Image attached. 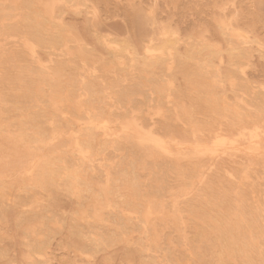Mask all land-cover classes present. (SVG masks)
<instances>
[{
    "label": "rangeland",
    "instance_id": "obj_1",
    "mask_svg": "<svg viewBox=\"0 0 264 264\" xmlns=\"http://www.w3.org/2000/svg\"><path fill=\"white\" fill-rule=\"evenodd\" d=\"M0 2V264H264V0Z\"/></svg>",
    "mask_w": 264,
    "mask_h": 264
},
{
    "label": "bare ground",
    "instance_id": "obj_2",
    "mask_svg": "<svg viewBox=\"0 0 264 264\" xmlns=\"http://www.w3.org/2000/svg\"><path fill=\"white\" fill-rule=\"evenodd\" d=\"M8 1H9V0H8ZM38 1H39V0H38ZM41 1H42V0H41ZM49 1H50V0H49ZM55 1H57V0H55ZM61 1H62V0H61ZM82 1H83V0H82ZM52 2H53V1H52ZM58 2H59V1H58ZM84 2H85V0H84ZM0 3H1V2H0ZM2 3H3V2H2ZM9 3H10V2H9ZM36 3H37V1H36ZM47 3H48V2L46 1V4H47ZM71 3H72V2H71ZM71 3H70V4H71ZM3 4H4V3H3ZM5 4H6V3H5ZM5 4H4V5H5ZM7 4H8V3H7ZM7 4H6V5H7ZM18 4H19V3H18ZM37 4H38V3H37ZM46 4H45V5H46ZM52 4H53V3H52ZM55 4H56V3H55ZM58 4H59V3H58ZM66 4H67V3H66ZM105 4H106V3H105ZM1 5H2V4H1ZM6 5H5V7H6ZM8 5H11V4H8ZM23 5H24V4H23ZM41 5H43V4H41ZM59 5H60V4H59ZM64 5H65V4H64ZM80 5H81V4H80ZM107 5H109V4H107ZM15 6H16V5H15ZM2 7H3V6H2ZM8 7H9V6H8ZM31 7H32V6H31ZM65 7H66V5H65ZM12 8H13V7H12ZM48 8H49V7H48ZM57 8H58V7H57ZM99 8H100V7H99ZM5 9H6V8H5ZM9 9H10V7H9ZM50 9H51V8H50ZM50 9H49V10H50ZM72 9H73V8H72ZM75 9H76V8H75ZM7 10H8V9H6V11H7ZM13 10H14V8H13ZM55 10H56V9H55ZM68 10H69V9H68ZM94 10H95V9H94ZM8 11H9V10H8ZM16 11H17V10H16ZM16 11H15V13H16ZM20 11H21V10H20ZM56 11H57V10H56ZM58 11H59V10H58ZM98 11H99V10H98ZM98 11H97V12H98ZM0 12H1V11H0ZM17 12H18V11H17ZM48 12H49V11H48ZM75 12H76V11H75ZM89 12H90V11H89ZM4 13H5V12H4ZM9 13H10V12H9ZM9 13H8V14H9ZM1 14H2V13H1ZM49 14H50V13H49ZM91 14H92V13H91ZM237 14H239V13H237ZM10 15H11V14H10ZM10 15H9V16H10ZM52 15H53V14H52ZM79 15H80V13H79ZM3 16H4V14H3ZM6 16H7V13H6ZM16 16H17V15H16ZM94 16H95V15H94ZM100 16H101V15H100ZM7 17H8V16H7ZM10 17H11V16H10ZM10 17H8V18H10ZM20 17H21V16H20ZM53 17H54V16H53ZM62 17H63V16H62ZM89 17H90V16H89ZM5 18H6V17H4V19H5ZM13 18H14V15H13ZM16 18H18V16H17ZM16 18H15V19H16ZM24 18H25V17H24ZM39 18H40V17H39ZM54 18H55V17H54ZM54 18H53V19H54ZM81 18H82V17H81ZM154 18H155V17H154ZM55 19H56V18H55ZM90 19H91V18H90ZM93 19H94V18H93ZM40 20H41V18H40ZM50 20H51V19H50ZM57 20H62V19H57ZM83 20H85V19H83ZM5 21H6V20H5ZM9 21H10V20H9ZM45 21H46V20H45ZM85 21H86V20H85ZM94 21H95V19H94ZM231 21H232V20H231ZM6 22H7V21H6ZM57 22H58V21H57ZM158 22H159V21H158ZM221 22H222V21H221ZM48 23H49V22H48ZM69 23H70V22H69ZM72 23H74V22L72 21ZM218 23H220V22H218ZM230 23H231V22H230ZM0 24H1V22H0ZM2 24H3V23H2ZM42 24H43V23H42ZM74 24H75V23H74ZM231 24H232V23H231ZM14 25H16V24H14ZM53 25H54V24H53ZM3 26H5V24H4ZM3 26H2L1 29H3ZM24 26H25V25H24ZM154 26H155V25H154ZM156 26H157V25H156ZM164 26H165V25H164ZM214 26H216V25H214ZM221 26H222V25H221ZM254 26H255V25H254ZM254 26L252 27L253 30H255V29H254V28H255ZM51 27H52V26H51ZM69 27H70V29H71L72 26H69ZM235 27H236V26H234V29H237V28H235ZM17 28H18V27H17ZM40 28H41V27H40ZM75 28H76V27H75ZM216 28H217V26H216ZM216 28H215V29H216ZM238 28H239V27H238ZM14 29H15V28H14ZM68 29H69V28H68ZM70 29H69V30H70ZM159 29H160V28H159ZM223 29H224V28H223ZM234 29H233V31H234V33H236V31H235ZM4 30H5V29H4ZM4 30H2V31H4ZM19 30H20V29H19ZM64 30H65V29H64ZM155 30H156V29H155ZM160 30H161V29H160ZM229 30H230V28H229ZM229 30L227 29L225 32H227V31H229ZM75 31H76V30H75ZM248 31H249V30H248ZM250 31H251V30H250ZM250 31H249V32H250ZM15 32H17V31H15ZM64 32H65V31H64ZM161 32H164V31H161ZM161 32H160V33H161ZM6 33H8V32H6ZM19 33H20V32H19ZM23 33H24V32H23ZM44 33H45V32H44ZM65 33H66V32H65ZM156 33H157V32H156ZM165 33H166V32H165ZM172 33H173V32H172ZM227 33H228V32H227ZM78 34H79V33H78ZM162 34H163V33H162ZM162 34H161V36H162ZM240 34H241V33H240ZM0 35H1V34H0ZM23 35H25V34H23ZM127 35H128V34H127ZM154 35H155V34H154ZM158 35H159V34H158ZM169 35H170V34H169ZM234 35H235V34H234ZM234 35H233V36H234ZM1 36H2V35H1ZM5 36H6V35H5ZM159 36H160V35H159ZM164 36H166V35H164ZM233 36H232V37H233ZM239 36H240V35H239ZM239 36H238V37H239ZM241 36H242V35H241ZM248 36H249V35H248ZM3 37H4V36H3ZM3 37H2V38H3ZM6 37H7V36H6ZM23 37H24V36H23ZM43 37H44V36H43ZM70 37H71V36H70ZM166 37H167V36H166ZM238 37H236V38L233 37L235 42H236V39H237ZM31 38H32V37H31ZM31 38H30V39H31ZM44 38H45V37H44ZM155 38H157V37H155ZM159 38H160V37H159ZM162 38L165 39L163 36H162ZM162 38H161V39H162ZM242 38H243V37H242ZM7 39H8V38H7ZM11 39H13V37H11ZM20 39H21V38H20ZM70 39H71V38H70ZM149 39H150V38H149ZM168 39H169V38H168ZM104 40H105V39H104ZM128 40H129V38H128ZM157 40H159V39H157ZM245 40H246V38H245ZM15 41H16V40H15ZM45 41H47V40L45 39ZM81 41H82V40H81ZM129 41H130V40H129ZM154 41H155V40H154ZM165 41H166V40H165ZM165 41H163V42H165ZM231 41H232V40H231ZM246 41L248 42V39H247ZM3 42H4V41H3ZM22 42H23V41H22ZM47 42H49V41H47ZM66 42H68V41H66ZM131 42H132V41H131ZM133 42H134V41H133ZM238 42H240V41L238 40ZM238 42H237V43H238ZM251 42H252V41H251ZM16 43H17V42H16ZM19 43H20V41H19ZM50 43H52V42H49L48 44H50ZM104 43H106V42H104ZM104 43H103V44H104ZM110 43H111V42H110ZM165 43H167V42H165ZM232 43H234V42H232ZM237 43H236V44H237ZM0 44H1V43H0ZM4 44H5V43H4ZM29 44H30V42H29ZM106 44H107V43H106ZM111 44H112V43H111ZM135 44H136V43H135ZM234 44H235V43H234ZM234 44H233V45H234ZM250 44H251V43H250ZM26 45H27V44H26ZM32 45H33V44H32ZM80 45H83V43H81ZM160 45H163V44H160ZM237 45H238V44H237ZM245 45H247V44H244L243 46L245 47ZM2 46H3V45H2ZM22 46H23V45H22ZM27 46H28V45H27ZM99 46H100V45H99ZM115 46H116V45H115ZM115 46H114V47H115ZM235 46H236V45H235ZM241 46H242V45H240V47H241ZM3 47H4V46H3ZM29 47H31V46H29ZM108 47H109V46H108ZM161 47H163V46H161ZM161 47H160V49H161ZM240 47L238 46V48H240ZM250 47H251V46H250ZM33 48H34V47H33ZM79 48H80V47H79ZM81 48H82V47H81ZM86 48H90V47L87 46ZM115 48H116V47H115ZM148 48H149V46H148ZM238 48L236 47V49H238ZM25 49H27V48H25ZM68 49H69V48H68ZM84 49H85V47H84ZM111 49H112V48H111ZM128 49H129V47H128ZM156 49H157V48H156ZM241 49H242V48H241ZM245 49H246V47H245ZM247 49H248V48H247ZM69 50H70V49H69ZM248 50L250 51L251 49H248ZM88 51H89V50H88ZM92 51L94 52V50H92ZM129 51H130V50H129ZM153 51H155V50H153ZM156 51H158V50H156ZM161 51H162V50H161ZM168 51H169V49H168ZM5 52H6V51H5ZM31 52H32V51H31ZM31 52H30V53H31ZM71 52H72V51H71ZM169 52H170V51H169ZM173 52H174V51H173ZM173 52H172V53H173ZM40 53H41V52H40ZM160 53H161V52H160ZM242 53H243V52H242ZM242 53H241V55H242ZM0 54H1V53H0ZM3 54H4V53H3ZM25 54H26V53H25ZM27 54H28V53H27ZM27 54H26V55H27ZM129 54H132V53H129ZM32 55H33V52H32ZM32 55H31V56H32ZM134 55H135V54H134ZM134 55H133V56H134ZM136 55H137V54H136ZM150 55H152V54H150ZM237 55H239V54L237 53ZM244 55H245V54H244ZM34 56H35V55H34ZM133 56H132V57H133ZM148 56H149V55H148ZM153 56H154V55H153ZM153 56H152V57H153ZM32 57H33V56H32ZM132 57H131V58H132ZM146 57H147V56H146ZM158 57H159V56H158ZM169 57H170V56H169ZM241 57H243V56H241ZM156 58H157V57H156ZM160 58H162V57H160ZM147 59H148V58H147ZM149 59H150V57H149ZM149 59H148V60H149ZM153 59H154V58H153ZM31 60H32V58H31ZM31 60H30V61H31ZM35 60H36V58H35ZM131 60H132V59H131ZM164 60H167V59L164 58ZM32 61H33V60H32ZM150 61H151V60H150ZM158 61H159V60H158ZM40 62H41V61H40ZM147 62H148V61H147ZM133 63H134V62H133ZM137 63H138V62H137ZM0 64H1V63H0ZM20 64H21V63H20ZM20 64H19V65H20ZM103 64H104V63H103ZM134 64H135V63H134ZM1 65H2V64H1ZM10 65H11V64H10ZM34 65H35V64H34ZM81 65H82V64H81ZM148 65H149V64H148ZM11 66H12V65H11ZM30 66H31V65H30ZM40 66H41V65H40ZM42 67H43V66H42ZM108 67H109V66H108ZM168 67H169V66H168ZM44 68H45V66H44ZM5 69H6V68H5ZM12 69H13V68H12ZM0 70H2V69H0ZM36 70H37V69H36ZM68 70H69V69H68ZM38 71H39V70H38ZM93 72H94V71H93ZM9 73H10V72H9ZM52 75H53V74H52ZM7 77H8V76H7ZM53 77H54V76H53ZM67 77H68V76H67ZM8 79H9V78H8ZM8 79H6V80H8ZM46 79H47V78H46ZM120 79H122V78H120ZM1 80H2V79H1ZM6 80H5V81H6ZM68 80H69V79H68ZM3 81H4V80H3ZM5 81H4V82H5ZM38 81H39V80H38ZM20 82H21V81H20ZM77 82H78V81H77ZM0 83H1V82H0ZM7 83H8V82H7ZM7 83H6V84H7ZM43 83H44V82H43ZM55 83H56V82H55ZM74 83H75V82H74ZM9 84H10V83H9ZM37 84H38V83H37ZM78 84H79V83H78ZM124 84H125V83H124ZM7 85H8V84H7ZM18 85H19V84H18ZM40 85H41V84H40ZM81 86H82V85H81ZM13 87H14V86H13ZM26 87H27V86H26ZM143 87H144V86H143ZM166 87H167V86H166ZM10 88H11V87H10ZM44 88H45V87H44ZM12 89H13V88H12ZM41 89H42V88H41ZM106 89H107V88H106ZM39 90H40V89H39ZM163 90H164V89H163ZM0 91H1V90H0ZM31 91H32V89H31ZM76 91H77V90H76ZM25 92H26V90H25ZM62 92H63V91H62ZM26 93H27V92H26ZM29 93H30V92H29ZM43 93H44V92H43ZM73 93H74V91H73ZM109 93H110V92H109ZM109 93H108V94H109ZM68 94H69V93H68ZM105 94H106V93H105ZM30 95H31V94H30ZM43 95H44V94H43ZM69 95H70V94H69ZM83 95H84V94H83ZM116 95H117V94H116ZM130 95H132V94H130ZM0 96H1V95H0ZM16 96H17V94H16ZM9 97H10V96H9ZM22 97H23V96H22ZM71 97H72V96H70V98H71ZM53 98H54V97H53ZM87 98H88V97H87ZM104 98H105V96H104ZM2 99L4 100V98H2ZM56 99H57V98H56ZM106 99H107V98H106ZM168 99H169V98H168ZM29 100H30V99H29ZM38 100H39V99H38ZM59 100H60V99H59ZM110 101H111V100H110ZM130 101H131V100H130ZM1 102H2V101H1ZM40 102H41V101H40ZM87 103H88V102H87ZM157 103H159V102L157 101ZM7 104H8V103H7ZM105 104H106V103H105ZM140 104H141V103H140ZM8 105H9V104H8ZM23 105H24V104H23ZM40 105H41V104H40ZM97 105H98V104H97ZM117 105H118V104H117ZM12 106H13V105H12ZM32 106H33V105H32ZM91 106H92V105H91ZM157 106H158V105H157ZM13 107H14V106H13ZM22 107H23V106H22ZM118 107H119V106H118ZM131 107H132V106H131ZM147 107H148V106H147ZM139 108H140V107H139ZM177 108H178V107H177ZM3 109H4V108H3ZM12 109H13V108H12ZM14 109H15V108H14ZM25 109H26V108H25ZM35 109H36V108H35ZM81 109H82V108H81ZM83 109H84V108H83ZM83 109H82V110H83ZM109 109H110V108H109ZM0 110H1V108H0ZM33 110H34V109H33ZM33 110H32V111H33ZM64 110H65V109H64ZM84 110H85V109H84ZM5 111H6V110H5ZM129 111H130V110H129ZM188 111H189V110H188ZM3 112H4V111H3ZM25 112H27V111H25ZM35 112H37V110H36ZM99 112H100V111H99ZM109 112H110V111H108V113H109ZM19 113H20V112H19ZM45 113H46V112H45ZM50 113H52V112H50ZM81 113H82V112H81ZM10 114H11V113H10ZM22 114H24V113H22ZM82 114H83V113H82ZM84 114H85V113H84ZM176 114H177V113H176ZM5 115H6V114H5ZM24 115H25V114H24ZM40 115H41V113H40ZM92 115H93V114H92ZM111 115H112V114H111ZM32 116H33V115H32ZM51 116H52V115H51ZM67 116H68V115H67ZM83 116H84V115H83ZM85 116H86V115H85ZM178 116H179V115H178ZM188 116H189V115H188ZM25 117L27 118V116H25ZM64 117H65V116H64ZM90 117H91V116H90ZM132 117H133V116H132ZM87 118H88V117H87ZM141 118H142V117H141ZM152 118H153V117H152ZM16 119H17V118H16ZM44 119H45V118H44ZM76 119H77V118H76ZM136 119H137V118H136ZM190 119H191V118H190ZM88 120H89V119H88ZM124 120H125V119H124ZM0 121H2V120H0ZM18 121H20V120H18ZM46 121H47V120H46ZM89 121H92V120H89ZM181 121H182V120H181ZM9 122H10V121H9ZM102 122H103V121H102ZM116 122H117V121H116ZM120 122H121V121H120ZM141 122H142V121H141ZM141 122H140V123H141ZM83 123H84V122H83ZM105 123H106V122H105ZM150 123H151V122H150ZM19 124H20V122H19ZM33 124H34V123H33ZM92 124H93V123H92ZM95 125H96V124H95ZM146 125H147V124H146ZM148 125H150V124H148ZM13 126H16V124H14ZM21 126H22V125H21ZM82 126H84V125H82ZM104 126H105V124H104ZM0 127H1V126H0ZM79 127H80V126H79ZM88 127H89V126H88ZM90 127H91V125H90ZM100 127H102V126H100ZM121 127H122V126H121ZM182 127H183V126H182ZM195 127H196V126H195ZM9 128H10V127H9ZM55 128H56V127H55ZM82 128H83V127H82ZM95 128H96V127H95ZM104 128H105V127H104ZM107 128H108V127H107ZM144 128H145V127H144ZM185 128H186V127H185ZM124 129H125V128H124ZM84 130H85V129H84ZM84 130H83V131H84ZM108 130H109V129H108ZM116 130H117V129H116ZM120 130H121V129H120ZM125 130H126V129H125ZM134 130H135V129H134ZM158 130L161 131L160 129H158ZM256 130H257V129H256ZM51 131H52V129H51ZM54 131H55V130H54ZM68 131H69V130H68ZM96 131H97V130H96ZM109 131H110V130H109ZM111 131H112V130H111ZM151 131H152V130H151ZM255 132H256V131H255ZM109 133H111V132H109ZM159 133H160V132H159ZM161 133H162V132H161ZM161 133H160V134H161ZM249 133H250V132H249ZM68 134H69V132H68ZM126 134H128V133H126ZM137 134H138V133H137ZM152 134H153V131H152ZM164 134H165V133H162L163 136H164ZM76 135H77V134H76ZM166 135H167V134H166ZM254 135H255V134H254ZM254 135H253V136H254ZM73 136H74V135H73ZM79 136H80V135H79ZM79 136L77 135L76 137H79ZM82 136H85V135H82ZM101 136H102V135H101ZM117 136H119V135H117ZM202 136H203V135H202ZM250 136H251V135H250ZM41 137H42V136H41ZM66 137H67V136H66ZM74 137H75V136H74ZM86 137H87V136H86ZM105 137H106V136H105ZM143 137H144V136H143ZM145 137H146V136H145ZM182 137H183V136H182ZM257 137H258V136H257ZM46 138H47V137H46ZM103 138H104V137H103ZM111 138H112V137H111ZM116 138H117V137H116ZM164 138H165V137H164ZM193 138H194V137H193ZM193 138H192V139H193ZM61 139H62V138H61ZM61 139H60V140H61ZM79 139H80V138H79ZM83 139H84V138H83ZM83 139H82V140H83ZM126 139H127V138H126ZM147 139H148V138H147ZM222 139H223V140H222ZM222 139L220 140L221 142H222V141H226V140H224V137H223ZM254 139H255V138H253V140H254ZM72 140H73V139H72ZM101 140L103 141L104 139H102V137H101ZM150 140H151V139H150ZM215 140H218V138L215 139ZM215 140H214V142H213V146L210 145L211 147H214V143H216ZM152 141H153V140H152ZM193 141H194V140H193ZM230 141H231V140H230ZM230 141H229V142H230ZM258 141H259V140H258ZM38 142H39V141H38ZM54 142H55V141H54ZM74 142H75V140H74ZM136 142H137V141H136ZM142 142H143V141H142ZM229 142H228L229 146H230V145L232 146L233 144H235V143H233L234 141L232 142L233 144H230ZM249 142H250V141H249ZM253 142H254V141H253ZM32 143H33V142H32ZM48 143H50V141L47 142V144H48ZM76 143H77V141H76ZM98 143H99V142H98ZM146 143H147V142H146ZM150 143H151V142H150ZM153 143H154V144H157V145H158V148H160L164 153H167V154L169 153V155H170V152H171V151H170V148H169V143H167V141L160 140V141H158V142H157V141H154ZM173 143H174V142H173ZM219 143H220V142H219ZM223 143H224V142H223ZM74 144H75V143H74ZM147 144H148V143H147ZM154 144H153V145H154ZM171 144H172V143H171ZM177 144H178V143H177ZM194 144H196V143H194ZM252 144H253V143H252ZM257 144H258V143H257ZM39 145H40V144H39ZM93 145H94V144H93ZM98 145H99V144H98ZM130 145H131V144H130ZM153 145H152V146H153ZM189 145H190V144H189ZM218 145H219V144H218ZM220 145H221V144H220ZM75 146H76V144H75ZM110 146H111V145H110ZM113 146H114V145H113ZM143 146H144V145H143ZM177 146H178V145H177ZM194 146H195V145H194ZM52 147H53V146H52ZM78 147H79V146H78ZM145 147H146V146H145ZM179 147H180V146H179ZM181 147H182V145H181ZM191 147H192V146H191ZM195 147H198V146L196 145ZM215 147H216V146H215ZM219 147H220V146H219ZM226 147H227V146H226ZM226 147H225V148H226ZM27 148H28V147H27ZM37 148H38V147H37ZM76 148H77V147H76ZM76 148H74L73 150H76ZM139 148H140V147H139ZM155 148H156V147H155ZM200 148H201V147H200ZM217 148H218V147H216L215 149H217ZM222 148H223V147H222ZM232 148H233V147H232ZM14 149H15V147H14ZM31 149H33V148H31ZM38 149H39V148H38ZM153 149H154V148H153ZM192 149H193V148H192ZM198 149H199V148H198ZM198 149H197V150H198ZM201 149H202V148H201ZM206 149H208V148H206ZM220 149H221V148H220ZM226 149H227V148H226ZM226 149H225V150H226ZM20 150H21V149H20ZM22 150H23V149H22ZM22 150H21V151H22ZM27 150H28V149H27ZM40 150H43V149H40ZM54 150H55V148H54ZM78 150H79V149H78ZM115 150H116V149H115ZM130 150H131V149H130ZM130 150H129V151H130ZM156 150H157V149H156ZM197 150H196V151H197ZM202 150H203V149H202ZM213 150H214V149H213ZM213 150H211V151H213ZM17 151H18V150H17ZM37 151H39V150H37ZM71 151H72V149H71ZM71 151H70V152H71ZM76 151H77V150H76ZM79 151H81V149H80ZM86 151H87V150H86ZM121 151H122V150H121ZM129 151H128V152H129ZM138 151H139V150H138ZM150 151H151V150H150ZM250 151H251V150H250ZM0 152H1V151H0ZM5 152H6V151H5ZM42 152H43V151H42ZM77 152H78V151H77ZM83 152H84V151H83ZM87 152H89V151H87ZM90 152H91V151H90ZM94 152H95V151H94ZM118 152H119V151H118ZM248 152H249V150H248ZM31 153H32V152H31ZM45 153H46V152H45ZM74 153H75V152H74ZM146 153H147V152H146ZM200 153H201V152H200ZM208 153H209V152H208ZM213 153H214V152H213ZM28 154H29V152H28ZM78 154H80V152H79ZM81 154L83 155L82 152H81ZM81 154H80V155H81ZM84 154H85V153H84ZM96 154H97V152H96ZM100 154H101V153H100ZM142 154H143V153H142ZM147 154H148V153H147ZM167 154H166V155H167ZM211 154H212V153H211ZM211 154H210V155H211ZM22 155H23V154H22ZM29 155H31V154H29ZM33 155H34V154H33ZM40 155H41V154H40ZM76 155H77V154H76ZM80 155H78V156H80ZM103 155H104V153H103ZM127 155H128V154H127ZM157 155H158V154H157ZM159 155H160V154H159ZM199 155H200V154H199ZM203 155H204V154H203ZM83 156H84V155H83ZM104 156H105V155H104ZM149 156H150V155H149ZM161 156H162V155H161ZM163 156H165V155H163ZM170 156H171V155H170ZM184 156H185V155H184ZM80 157H82V156H80ZM86 157H87V156H86ZM101 157H103V156H101ZM125 157H126V156H125ZM127 157H128V156H127ZM134 157H135V156H134ZM138 157H139V156H138ZM144 157H145V156H144ZM0 158H1V157H0ZM83 158H84V157H83ZM115 158H116V157H115ZM128 158H129V157H128ZM147 158H149V157H147ZM152 158H153V157H152ZM91 159H92V158H91ZM136 159H138V158H136ZM153 159H154V158H153ZM189 159H190V158H189ZM92 160H93V159H92ZM92 160H91V161H92ZM118 160H119V159H118ZM133 160H134V159H133ZM133 160H132V161H133ZM147 160H148V159H147ZM157 160H158V159H157ZM228 160H229V158H228ZM256 160H257V159H256ZM256 160H255V161H256ZM35 161H36V159H35ZM49 161H51V160H49ZM115 161H116V160H115ZM119 161H120V160H119ZM130 161H131V160H130ZM84 162H85V161H84ZM121 162H122V160H121ZM156 162H157V161H156ZM88 163H89V162H88ZM101 163H102V162H101ZM119 163H120V162H119ZM133 163H134V162H133ZM137 163H138V161H137ZM227 163H228V162H227ZM89 164H90V163H89ZM165 164H166V163H165ZM247 164H248V161H247ZM82 165H83V164H82ZM87 165H88V164H87ZM90 165H91V164H90ZM98 165H99V164H98ZM123 165H124V164H123ZM132 165H133V164H132ZM140 165H141V164H140ZM167 165H168V164H167ZM169 165H170V164H169ZM189 165H190V164H189ZM91 166H93V165H91ZM119 166H120V165H119ZM129 166H130V165H129ZM137 166H138V164H137ZM148 166H149V165H148ZM171 166H172V165H171ZM197 166H198V165H197ZM25 167H26V166H25ZM82 167H83V166H82ZM89 167H90V166H89ZM134 167H135V166H134ZM138 167H139V166H138ZM158 167H159V166H158ZM183 167H184V166H183ZM183 167H182V168H183ZM182 168H181V169H182ZM185 168H186V167H185ZM211 168H213V167H211ZM246 168H247V167H246ZM75 169H76V168H75ZM79 169H80V168H79ZM87 169H88V168H87ZM91 169L93 170L92 167H91ZM131 169H132V168H131ZM142 169H143V168H142ZM152 169H154V168H152ZM152 169H151V170H152ZM160 169H161V168H160ZM200 169H201V168H200ZM213 169H214V168H213ZM247 169H248V168H247ZM247 169H246V171H247ZM83 170H84V169H83ZM145 170H146V169H145ZM154 170H155V169H154ZM182 170H183V169H182ZM48 171H49V170H48ZM57 171H58V170H57ZM57 171H56V172H57ZM104 171H106V170H104ZM131 171H132V170H131ZM146 171H147V170H146ZM168 171H169V170H168ZM185 171H187V169H186ZM212 171H213V170H212ZM102 172H103V171H102ZM111 172H112V171H111ZM207 172H208V171H207ZM28 173H29V172H28ZM28 173H26V174H28ZM58 173H59V171H58ZM82 173H84V172L82 171ZM90 173H91V170H90ZM92 173H93V172H92ZM143 173H144V171H143ZM170 173H171V171H170ZM217 173H218V172H217ZM244 173H245V171H244ZM244 173H243V174H244ZM43 174H45V173H43ZM68 174H69V173H68ZM79 174H80V176H81V173H79ZM93 174H94V173H93ZM116 174H117V173H116ZM120 174H121V173H120ZM150 174H151V173H150ZM165 174H166V173H165ZM212 174H213V173H212ZM220 174H221V173H220ZM241 174H242V173H241ZM45 175H46V174H45ZM51 175H54V174H51ZM107 175H108V174H107ZM171 175H172V174H171ZM199 175H200V174H199ZM209 175H210V174H209ZM214 175H215V174H214ZM226 175H227V174H226ZM26 176H27V175H26ZM103 176H104V175H103ZM118 176H119V175H118ZM132 176H133V174H132ZM137 176H138V175H137ZM149 176H150V175H149ZM160 176H161V175H160ZM166 176H167V175H166ZM178 176H179V174H178ZM219 176H220V175H219ZM42 177H44V176H42ZM81 177H82V176H81ZM129 177H130V176H129ZM162 177H163V176H162ZM180 177H181V176H180ZM183 177H184V175H183ZM183 177H182V178H183ZM220 177H221V176H220ZM229 177H230V176H229ZM229 177H228V178H229ZM47 178H48V177H47ZM89 178H90V177H89ZM106 178H107V177H106ZM108 178H109V176H108ZM112 178H113V177H112ZM170 178H171V177H170ZM197 178H198V177H197ZM203 178H204V177H203ZM206 178H207V177H206ZM128 179L130 180V178H128ZM167 179H168V178H167ZM172 179H173V178H172ZM184 179H185V178H184ZM229 179H230V178H229ZM16 180H17V179H16ZM18 180H19V179H18ZM35 180H36V179H35ZM42 180H43V179H42ZM113 180H114V179H113ZM125 180H126V179H125ZM140 180H143V179H140ZM194 180H195V179H194ZM207 180H208V179H207ZM212 180H213V179H212ZM233 180H234V179H233ZM120 181H121V179H120ZM156 181H157V180H156ZM249 181H250V180H249ZM98 182H99V181H98ZM115 182H116V181H115ZM125 182H126V181H125ZM130 182H131V181H130ZM173 182H174V181H173ZM187 182H188V181H187ZM196 182H197V181H196ZM50 183H51V182H50ZM106 183H107V182H106ZM117 183H118V182H117ZM122 183H123V182H122ZM122 183H121V185H123ZM151 183H152V182H151ZM157 183H158V182H157ZM157 183H156V184H157ZM162 183H163V182H162ZM200 183H201V181H200ZM107 184H108V183H107ZM115 184H116V183H115ZM124 184H125V183H124ZM126 184H127V183H126ZM126 184H125V185H126ZM202 184H203V183H202ZM219 184H220V183H219ZM105 185H106V184H105ZM112 185H113V184H111V186H112ZM184 185H187V184H184ZM191 185H192V184H191ZM199 185H200V184H199ZM49 186H50V185H49ZM75 186H76V185H75ZM75 186H74V187H75ZM107 186H108V185H107ZM109 186H110V185H109ZM161 187H162V186H161ZM161 187H160V188H161ZM193 187H194V186H192V188H193ZM78 188H79V187H78ZM134 188H135V187H134ZM157 188H158V187H157ZM48 189H49V188H48ZM73 189H74V188H73ZM75 189H76V187H75ZM131 189H133V188H131ZM205 189H206V188H205ZM211 189H212V188H211ZM219 189H220V188H219ZM56 190H57V189H56ZM115 190H116V189H115ZM145 190H147V189H145ZM148 190H149V188H148ZM159 190H160V189H159ZM185 190H186V189H185ZM207 190H208V189H207ZM244 190H245V189H244ZM124 191H125V190H124ZM127 191H128V190H127ZM133 191H134V190H133ZM173 191H175V190H173ZM176 191H177V190H176ZM208 191H209V190H208ZM222 191H223V190H222ZM222 191H221V192H222ZM118 192H119V191H118ZM134 192H135V191H134ZM134 192H133V193H134ZM214 192H215V191H214ZM227 192H228V191H227ZM251 192H252V191H251ZM70 193H72V192H70ZM73 193H74V192H73ZM96 193H97V192H96ZM111 193H112V192H111ZM154 193H155V192H154ZM159 193H160V192H159ZM163 193H164V191H163ZM183 193H184V192H183ZM191 193H192V192H191ZM210 193H211V192H210ZM215 193H216V192H215ZM218 193H219V192H218ZM74 194H75V193H74ZM114 195H115V194H114ZM136 195H137V194H136ZM140 195H142V194H140ZM140 195H139V196H140ZM157 195H158V194H157ZM160 195H161V194H160ZM160 195H158V196H160ZM181 195H182V194H181ZM195 195H196V193H195ZM149 196H150V194H149ZM144 197H145V196H144ZM160 197H161V196H160ZM167 197H168V196H167ZM169 197H170V196H169ZM89 198H90V197H89ZM126 198H127V197H126ZM126 198H125V199H126ZM136 198H137V197H136ZM145 198H146V197H145ZM158 198H159V197H158ZM179 198H181V196H180ZM201 198H202V197H201ZM100 199H101V198H100ZM133 199H135V198H133ZM139 199H140V198H139ZM148 199H149V198H148ZM151 199H152V198H151ZM153 199H154V198H153ZM162 199H164V198H162ZM172 199H173V198H172ZM187 199H188V198H187ZM205 199H206V198H205ZM233 199H234V198H233ZM123 200H124V199H123ZM144 200H145V199H144ZM144 200H143V201H144ZM234 200H235V199H234ZM109 201H110V200H109ZM109 201H107V203H108ZM116 201H117V200H116ZM130 201H131V200H130ZM164 201H165V200H164ZM253 201H254V200H253ZM119 202H120V201H119ZM145 202H146V200H145ZM160 202H161V201H160ZM185 202H186V201H185ZM189 202H190V201H189ZM193 202H194V201H193ZM196 202H197V201H196ZM202 202H203V201H202ZM84 203H85V202H84ZM127 203H128V202H127ZM153 203H154V202H153ZM156 203H157V202H156ZM173 203H174V201H173ZM186 203H187V202H186ZM194 203H195V202H194ZM239 203H240V202H239ZM253 203H254V202H253ZM120 204H121V203H120ZM129 204H132V203H129ZM147 204H149V203H147ZM174 204H175V203H174ZM210 204H211V203H210ZM149 205H150V204H149ZM160 205H161V204H160ZM197 205H198V204H197ZM260 205H261V204H260ZM113 206H114V205H113ZM116 206H117V205H116ZM118 206H119V204H118ZM120 206H121V205H120ZM185 206H186V205H185ZM213 206H214V204H213ZM255 206H256V205H255ZM121 207H122V206H121ZM138 207H139V206H138ZM145 207L147 208L148 206H145ZM150 207H151V206H150ZM226 207H227V206H226ZM228 207H230V206H228ZM82 208H83V207H82ZM158 208H160V207H158ZM215 208H216V207H215ZM223 208H224V207H223ZM262 208H263V207H262ZM79 209H80V208H79ZM148 209H149V208H147V210L145 209V211H148ZM151 209H152V208H151ZM188 209H189V207H188ZM188 209H186V211H187ZM192 209H193V208H192ZM218 209H219V208H218ZM227 209H228V208H227ZM233 209H234V208H233ZM90 210H91V209H90ZM107 210H108V209H107ZM111 210H112V209H111ZM111 210H110V212H111ZM133 210H134V209H133ZM137 210H138V209H137ZM166 210H167V209H166ZM169 210H171V209H169ZM207 210H208V209H207ZM220 210H221V209H220ZM228 210H229V209H228ZM98 211H99V210H98ZM131 211H132V210H131ZM134 211H136V209H135ZM152 211H153V210H152ZM162 211H163V210H162ZM234 211H235V210H234ZM69 212H70V211H69ZM99 212H100V211H99ZM137 212H138V211H137ZM153 212H154V211H153ZM187 212H188V211H187ZM187 212H186V214H187ZM141 213H143V212H141ZM148 213H149V212H148ZM167 213H168V212H167ZM210 213H211V212H210ZM126 214H127V213H126ZM145 214H146V212H145ZM164 214H165V212H164ZM168 214H169V213H168ZM173 214H174V213H173ZM192 214H193V213H192ZM230 214H231V213H230ZM105 215H106V214H105ZM105 215H104V216H105ZM138 215H139V214H138ZM138 215H137V216H138ZM142 215H143V214H142ZM142 215H141V217H142ZM146 215H147V214H146ZM184 215H185V214H184ZM190 215H191V214H190ZM208 215H210V214H208ZM208 215H207V216H208ZM225 215H226V214H225ZM66 216H67V215H66ZM112 216L115 217L114 215H112ZM159 216H161V215H159ZM164 216H165V215H164ZM177 216H178V215H177ZM186 216H187V215H186ZM193 216H194V215H193ZM196 216H197V215H196ZM196 216H194V217H196ZM222 216H223V215H222ZM132 217H133V216H132ZM150 217H151V216H150ZM152 217H155V216H152ZM152 217H151V218H152ZM166 217H167V216H166ZM175 217H176V216H175ZM178 217H180V216H178ZM190 217H191V216H190ZM86 218H87V217H86ZM134 218H135V217H134ZM136 218H137V217H136ZM139 218H140V217H139ZM144 218H145V217H144ZM160 218H161V217H159V219H160ZM200 218H201V216H200ZM204 218H205V216H204ZM210 218H212V217H210ZM218 218H219V217H218ZM228 218H229V217H228ZM110 219H111V218H110ZM181 219H182V218H181ZM112 220H113V219H112ZM149 220H150V219H149ZM163 220H165V219H163ZM167 220H168V219H167ZM171 220H172V219H171ZM185 220H186V219H185ZM197 220H198V219H197ZM197 220H196V221H197ZM210 220H211V219H210ZM126 221H127V220H126ZM135 221H136V219H135ZM145 221H146V220H145ZM160 221H161V220H160ZM174 221H175V220H174ZM186 221H188V220H186ZM199 221H200V220H199ZM211 221H213V220H211ZM151 222H152V221H151ZM156 222H158V221H156ZM181 222H183V221H181ZM188 222H189V221H188ZM188 222H185V223H188ZM203 222H204V220H203ZM203 222H202V225H203ZM229 222H230V221H229ZM242 222H243V221H242ZM242 222H241V224H242ZM244 222H245V221H244ZM135 223H136V222H135ZM154 223H155V222H154ZM158 223H159V222H158ZM174 223H175V222H174ZM205 223H206V222H205ZM205 223H204V224H205ZM178 224H179V223H178ZM259 224H260V223H259ZM138 225H139V224H138ZM154 225H155V224H154ZM164 225H165V224H164ZM168 225H169V224H168ZM176 225H177V224H176ZM182 225H183V224H182ZM194 225H195V224H194ZM208 225H209V224H208ZM227 225H228V224H227ZM251 225H252V224H251ZM104 226H105V225H104ZM108 226H109V225H108ZM142 226H143V225H142ZM158 226H159V224H158ZM219 226H220V225H219ZM145 227H146V226H144V228H145ZM160 227H161V225H160ZM165 227H166V226H165ZM100 228H101V227H100ZM109 228H110V227H109ZM131 228H132V227H131ZM152 228H153V227H152ZM173 228H175V227H173ZM211 228H212V227H211ZM115 229H116V228H115ZM154 229H156V227H154ZM195 229H196V227H195ZM215 229H216V228H215ZM119 230H120V229H119ZM119 230H118V231H119ZM148 230H149V229H148ZM148 230H147V231H148ZM163 230H164V229H163ZM129 231H130V230H129ZM145 231H146V229H145ZM213 231H214V230H213ZM219 231H220V230H219ZM120 232H121V231H120ZM130 232H131V231H130ZM136 232H137V230H136ZM167 232H168V231H167ZM171 232H172V231H171ZM192 232H193V231H192ZM153 233H154V232H153ZM217 233H218V231H217ZM122 234H124V233H122ZM148 234H149V232H148ZM229 234H230V233H229ZM237 234H238V233H237ZM85 235H86V234H85ZM89 235H90V234H89ZM136 235H137V234H136ZM141 235H142V233H141ZM156 235H158V233H156ZM160 235H161V234H160ZM165 235H166V234H165ZM169 235H172V234H169ZM169 235H168V236H169ZM190 235H191V234H189V236H190ZM207 235H208V234H207ZM220 235H221V233H220ZM122 236H123V235H122ZM187 236H188V235H187ZM193 236H194V235H193ZM223 236H224V235H223ZM156 237H157V236H156ZM190 237H191V236H190ZM231 237H232V236H231ZM85 238H88V237L85 236ZM128 238H129V236H128ZM152 238H153V237H152ZM158 238L160 239V237H158ZM179 238H180V237H179ZM181 238H182V237H181ZM197 238H198V237H197ZM225 238H226V237H225ZM82 239H84V238L82 237ZM91 239H92V238H91ZM122 239H123V238H122ZM189 239H190V238H189ZM189 239H187V240H189ZM202 239H203V238H202ZM233 239H234V238H233ZM84 240H86V239H84ZM160 240H161V239H160ZM163 240H164V239H163ZM167 240H168V239H167ZM123 241H124V239H123ZM157 241H158V240H157ZM179 241H180V240H179ZM193 241H194V240H193ZM243 241H244V240H243ZM93 242H94V241H93ZM96 242H97V241H96ZM129 242H131V241H129ZM136 242H137V241H136ZM140 242H141V241H140ZM207 242H208V241H207ZM131 243H133V240H132ZM160 243H161V242H160ZM163 243H164V245H165V241H163ZM194 243H195V242H194ZM218 243H219V242H218ZM146 244H147V243H146ZM172 244H173V243H172ZM177 244H178V242H177ZM183 244H184V243H183ZM197 244H198V243H197ZM207 244H208V243H207ZM233 244H234V241H233ZM86 245H87V244H86ZM129 245H131V244H129ZM136 245H137V244H136ZM155 245H156V244H155ZM155 245H154V248H153V249H154V252H155V249H156V248H155ZM170 245H171V244H170ZM240 245H241V244H240ZM242 245H243V244H242ZM242 245H241V246H242ZM102 246H103V245H102ZM167 246H168V245H167ZM173 246H174V245H173ZM173 246H172V247H173ZM175 246H176V244H175ZM206 246H207V245H206ZM216 246H217V245H216ZM221 246H222V245H221ZM136 247H137V246H136ZM165 247H166V245H165ZM177 247H178V246H177ZM186 247H187V245H186ZM192 247H193V246H192ZM208 247H209V246H208ZM210 247H212V246H210ZM236 247H237V246H236ZM253 247H254V246H253ZM160 248H161V247H160ZM167 248H168V247H167ZM179 248H180V247H179ZM230 248H231V247H230ZM242 248H243V246H242ZM134 249H136V248L134 247ZM138 249H139V248H138ZM163 249H164V247H163ZM187 249H188V248H187ZM233 249H234V248H233ZM237 249H239V248H237ZM255 249H256V248H255ZM156 250H158V249H156ZM166 250H167V249H166ZM177 250H178V249H177ZM189 250H190V249H189ZM234 250H235V249H234ZM252 250H253V249H252ZM136 251H137V250H135V252H136ZM160 251H161V250H160ZM171 252H172V251H171ZM173 252H174V251H173ZM173 252H172V253H173ZM178 252H179V251H178ZM189 252H190V251H189ZM138 253H140V252L138 251ZM166 253H167V252H166ZM174 253H175V252H174ZM221 253H222V252H221ZM221 253H220V254H221ZM146 254H147V253H146ZM152 254H153V253H152ZM157 254H158V253H157ZM161 254H162V253H161ZM167 254H168V253H167ZM191 254H192V253H191ZM208 254H209V253H208ZM210 254H211V253H210ZM230 254H231V253H230ZM239 254H241V253H239ZM140 255H141V254H140ZM140 255H138V256H140ZM146 256H147V255H146ZM156 256H158V255H156ZM156 256H155V257H156ZM211 256H212V254H211ZM211 256H210V257H211ZM219 256H220V255H219ZM219 256H218V257H219ZM246 256H247V255H246ZM174 257H176V256H174ZM177 257H178V256H177ZM234 257H235V256H234ZM262 257H263V256H262ZM178 258H179V257H178ZM185 258H186V257H185ZM189 258H190V257H189ZM195 258H196V257H195ZM263 258H264V257H263ZM156 259L159 260L158 257H157ZM208 259H209V258H208ZM210 259H211V258H210ZM232 259H233V258H232ZM157 260H156V261H157ZM175 260L177 261V259H175ZM191 260H192V258H191ZM191 260H190V261H191ZM194 260H195V259H194ZM247 260H248V259H247ZM172 261H173V260H172ZM244 261H245V260H244ZM148 262H149V261H148ZM178 262H179V261H178ZM255 262H257V261H255ZM191 263H192V262H191ZM213 263H214V262H213ZM219 263H220V262H219ZM241 263H242V261H241ZM162 264H163V263H162ZM167 264H168V263H167ZM178 264H180V263H178ZM181 264H182V263H181ZM189 264H190V263H189ZM195 264H196V262H195ZM221 264H222V263H221ZM228 264H229V263H228ZM242 264H243V263H242ZM246 264H247V263H246Z\"/></svg>",
    "mask_w": 264,
    "mask_h": 264
},
{
    "label": "crops",
    "instance_id": "obj_3",
    "mask_svg": "<svg viewBox=\"0 0 264 264\" xmlns=\"http://www.w3.org/2000/svg\"><path fill=\"white\" fill-rule=\"evenodd\" d=\"M108 31L111 33L123 34L127 32V29L121 23H115L109 27ZM51 203L55 209L63 212H66L70 209V203L65 200H60V201L56 200V201H52ZM22 237H23V232L19 231V239L17 240L19 244L22 242ZM74 245L79 246V242H74ZM15 247L17 246L15 245Z\"/></svg>",
    "mask_w": 264,
    "mask_h": 264
}]
</instances>
